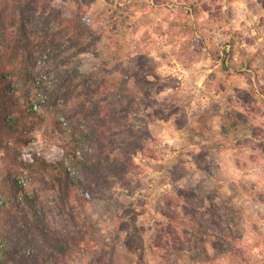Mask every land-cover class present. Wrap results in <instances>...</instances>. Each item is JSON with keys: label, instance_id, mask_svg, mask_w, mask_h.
<instances>
[{"label": "rangeland", "instance_id": "rangeland-1", "mask_svg": "<svg viewBox=\"0 0 264 264\" xmlns=\"http://www.w3.org/2000/svg\"><path fill=\"white\" fill-rule=\"evenodd\" d=\"M65 8L101 36L79 70L130 76L131 123L146 146L132 155L133 181L95 195L74 158L92 153L90 141H76L85 124L59 113L61 125L45 124L46 133L27 119L31 108L52 115L54 105L39 103L51 68L38 59L20 91L0 86V264H57L21 257L46 254L20 245L40 234L25 233L18 220L27 214L45 230L77 231L61 220L66 212L93 227L99 250L90 257L102 264H264V0H71ZM164 121L180 140L166 142ZM75 195L87 200L83 207ZM40 212L47 221L35 219ZM169 223L186 243L171 240L164 250L154 241ZM79 252L65 264H86Z\"/></svg>", "mask_w": 264, "mask_h": 264}, {"label": "trees", "instance_id": "trees-1", "mask_svg": "<svg viewBox=\"0 0 264 264\" xmlns=\"http://www.w3.org/2000/svg\"><path fill=\"white\" fill-rule=\"evenodd\" d=\"M70 1L0 0V86L10 85L13 91H20L21 81L28 82L33 77L34 61L38 59L42 61V65L51 68L54 73L52 85L41 80L39 89L47 98H44L45 104L41 100L39 103L42 108L50 103L54 105L50 109L52 115L47 116L31 108L27 112V119L35 122L39 128L45 129L46 133L49 132L45 124L49 123L54 128L61 125L56 118L59 113L68 118L77 117L80 123H84V130H81L82 134L76 141H90L92 153L83 159H77L76 156L74 158L83 167L84 172L86 171L87 179L93 182L96 188H100L99 191L95 188L93 194L96 195L98 192L103 194L111 190L110 187L119 185L121 181L125 183L133 181V178L138 176L132 155L136 150L142 151L146 144L141 140L142 132L139 136L134 135L136 129L131 123L130 116L137 95L128 87L130 76L124 75L126 79L120 80L112 73L113 70L106 68L89 74L79 70L81 55L93 51L98 46L101 36L86 22L81 13L73 15L65 8ZM80 88L83 90L79 91ZM7 93L8 89L5 90V95ZM57 99L62 101L57 102ZM28 103H32V98ZM52 145L62 147L61 143L53 142ZM39 165L44 166L43 161ZM62 168L66 177L72 179L67 173L68 170L63 166ZM53 178L57 180L55 183L62 184V181ZM76 180L79 184L83 183L78 178L72 181L77 183ZM88 185L87 188L91 187L90 183ZM80 195H75V202L83 207L87 200ZM22 197L30 208L34 206L35 200L31 196ZM63 200L58 199L60 202ZM63 202L66 206L68 200ZM34 216L35 219L48 220L45 213L39 216L34 213ZM59 216L66 225L70 224L78 230H69L64 234L63 231L45 230L43 227L31 224L27 214L24 219L19 218L18 221L25 233L35 230L40 234L35 238L32 236L28 238L25 235L20 237V245L22 246L24 242L33 243L46 254L44 260L39 256L22 255L23 259H40L45 263L52 261V263L65 264L71 259L70 253L77 249L83 257L97 253L99 240L91 236L93 227L87 224L84 218L82 222L79 215L72 216L68 212L59 213ZM168 218L173 220L172 217ZM82 228L84 229L81 230ZM158 232L154 241L158 248L164 250L167 247L171 248L172 246L169 245L171 240L174 244L186 243V239L171 223ZM100 251L104 252L103 248H100ZM12 253L11 249L6 250L5 258L13 259ZM85 260L86 264H102L105 259L103 257L97 261L90 257Z\"/></svg>", "mask_w": 264, "mask_h": 264}, {"label": "crops", "instance_id": "crops-1", "mask_svg": "<svg viewBox=\"0 0 264 264\" xmlns=\"http://www.w3.org/2000/svg\"><path fill=\"white\" fill-rule=\"evenodd\" d=\"M159 124H160V126H162L161 128L164 129V130L167 132V134H168V135H167V140H166L167 143H170V142L173 143L174 141H178V140H180V139L176 138L177 136H173V135H171V134L168 132V130L166 129V127H167V122L164 121V122H160ZM151 128H152L151 131H152V133H153V131H154V130H153V126H151Z\"/></svg>", "mask_w": 264, "mask_h": 264}]
</instances>
